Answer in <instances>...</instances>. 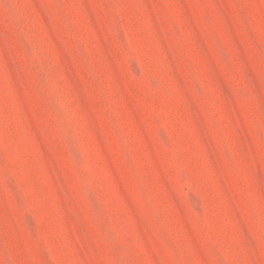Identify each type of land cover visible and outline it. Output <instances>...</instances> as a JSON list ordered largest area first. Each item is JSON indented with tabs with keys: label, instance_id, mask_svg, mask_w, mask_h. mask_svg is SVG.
<instances>
[{
	"label": "rangeland",
	"instance_id": "1",
	"mask_svg": "<svg viewBox=\"0 0 264 264\" xmlns=\"http://www.w3.org/2000/svg\"><path fill=\"white\" fill-rule=\"evenodd\" d=\"M0 264H264V0H0Z\"/></svg>",
	"mask_w": 264,
	"mask_h": 264
}]
</instances>
